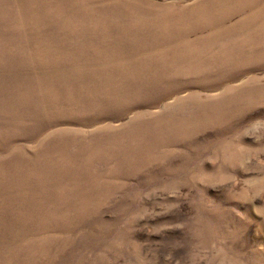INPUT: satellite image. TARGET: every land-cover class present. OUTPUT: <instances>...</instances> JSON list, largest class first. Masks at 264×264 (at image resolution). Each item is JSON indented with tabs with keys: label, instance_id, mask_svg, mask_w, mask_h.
<instances>
[{
	"label": "rangeland",
	"instance_id": "obj_1",
	"mask_svg": "<svg viewBox=\"0 0 264 264\" xmlns=\"http://www.w3.org/2000/svg\"><path fill=\"white\" fill-rule=\"evenodd\" d=\"M0 264H264V0H0Z\"/></svg>",
	"mask_w": 264,
	"mask_h": 264
},
{
	"label": "bare ground",
	"instance_id": "obj_2",
	"mask_svg": "<svg viewBox=\"0 0 264 264\" xmlns=\"http://www.w3.org/2000/svg\"><path fill=\"white\" fill-rule=\"evenodd\" d=\"M207 103H209V101H207ZM205 125V124H204Z\"/></svg>",
	"mask_w": 264,
	"mask_h": 264
}]
</instances>
